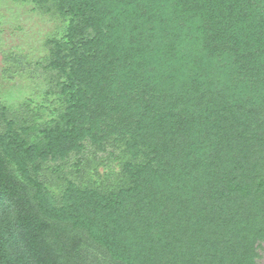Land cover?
Instances as JSON below:
<instances>
[{
	"label": "trees",
	"instance_id": "1",
	"mask_svg": "<svg viewBox=\"0 0 264 264\" xmlns=\"http://www.w3.org/2000/svg\"><path fill=\"white\" fill-rule=\"evenodd\" d=\"M33 1L68 20L41 64L64 108L0 106V264H259L264 0ZM91 149L118 173L86 181Z\"/></svg>",
	"mask_w": 264,
	"mask_h": 264
},
{
	"label": "rangeland",
	"instance_id": "2",
	"mask_svg": "<svg viewBox=\"0 0 264 264\" xmlns=\"http://www.w3.org/2000/svg\"><path fill=\"white\" fill-rule=\"evenodd\" d=\"M67 27L66 18L33 0H0V106L10 119L27 120L28 116L38 130L56 120L64 108L60 88L41 64L49 56L47 41L63 38ZM85 153L90 159L97 158L87 168L86 181L99 182L118 173L120 162L107 160L104 153L94 149ZM74 163L73 159L67 161L64 171L45 169L48 186L55 193L64 187L60 175H66L69 169L75 171ZM15 232L12 246L18 249L20 233ZM259 252V264H264V245Z\"/></svg>",
	"mask_w": 264,
	"mask_h": 264
}]
</instances>
